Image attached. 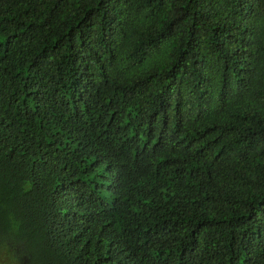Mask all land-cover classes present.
<instances>
[{
	"label": "trees",
	"instance_id": "obj_1",
	"mask_svg": "<svg viewBox=\"0 0 264 264\" xmlns=\"http://www.w3.org/2000/svg\"><path fill=\"white\" fill-rule=\"evenodd\" d=\"M0 246L264 264V0H0Z\"/></svg>",
	"mask_w": 264,
	"mask_h": 264
},
{
	"label": "clouds",
	"instance_id": "obj_2",
	"mask_svg": "<svg viewBox=\"0 0 264 264\" xmlns=\"http://www.w3.org/2000/svg\"><path fill=\"white\" fill-rule=\"evenodd\" d=\"M80 233V232H79ZM20 248L21 246L18 245ZM14 255V257H13ZM20 256V255H18ZM18 256L11 251L10 248H7V249H3L1 246H0V264H8L10 262V264H15L14 262L16 260H18ZM26 255L23 257L25 258Z\"/></svg>",
	"mask_w": 264,
	"mask_h": 264
},
{
	"label": "rangeland",
	"instance_id": "obj_3",
	"mask_svg": "<svg viewBox=\"0 0 264 264\" xmlns=\"http://www.w3.org/2000/svg\"><path fill=\"white\" fill-rule=\"evenodd\" d=\"M8 264H10V262Z\"/></svg>",
	"mask_w": 264,
	"mask_h": 264
}]
</instances>
